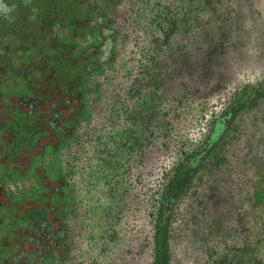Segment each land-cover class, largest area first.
Returning a JSON list of instances; mask_svg holds the SVG:
<instances>
[{"label": "flooded vegetation", "instance_id": "af4514ba", "mask_svg": "<svg viewBox=\"0 0 264 264\" xmlns=\"http://www.w3.org/2000/svg\"><path fill=\"white\" fill-rule=\"evenodd\" d=\"M213 4L0 0V264H149L150 248L166 264L176 206L237 111L200 143L194 126L183 155L197 94L168 81Z\"/></svg>", "mask_w": 264, "mask_h": 264}, {"label": "rangeland", "instance_id": "374dc122", "mask_svg": "<svg viewBox=\"0 0 264 264\" xmlns=\"http://www.w3.org/2000/svg\"><path fill=\"white\" fill-rule=\"evenodd\" d=\"M213 5L211 23L204 16L203 29L186 34L188 55L169 76V87L197 94L195 125L194 106L182 109L183 155L193 144L194 126L200 143L211 115L264 84V0ZM169 14L170 22L178 20L176 12ZM176 37V43L183 39ZM183 196L167 229L169 264H264V97L231 120ZM153 260L150 248L149 264Z\"/></svg>", "mask_w": 264, "mask_h": 264}, {"label": "trees", "instance_id": "16d2710c", "mask_svg": "<svg viewBox=\"0 0 264 264\" xmlns=\"http://www.w3.org/2000/svg\"><path fill=\"white\" fill-rule=\"evenodd\" d=\"M254 93L256 94V96L253 97V99H250L248 97V95H251ZM263 97H264V84L256 87L252 91H249V92L242 94V95L238 96L237 98H235V100L233 101L234 102L233 104L236 103L235 106L237 107V111H236L233 119L236 118L237 114L240 113L245 107H247L249 105V103H251L254 100L263 98ZM166 264H169L168 255H167V259H166Z\"/></svg>", "mask_w": 264, "mask_h": 264}]
</instances>
